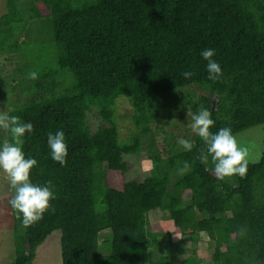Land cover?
<instances>
[{"label":"trees","instance_id":"trees-1","mask_svg":"<svg viewBox=\"0 0 264 264\" xmlns=\"http://www.w3.org/2000/svg\"><path fill=\"white\" fill-rule=\"evenodd\" d=\"M28 5V19L43 21L53 35L54 65L42 54L36 59L26 53L31 41L18 34L29 20L16 0H7L0 54H22L23 63L22 77L11 86L20 95L6 106L8 115L33 125L23 144L26 158L38 161L30 178L39 185L51 181L56 198L28 228L11 209V264H32L55 230L62 232V264H149L160 237L199 240L203 233L214 245L212 264H264V152L258 162H248L243 179L218 180L211 157L201 163L207 148L195 136L192 151L170 144L166 159L155 157L151 176L131 179L133 164L126 156L140 153V136L121 143L114 110L118 98L131 99L135 124L145 134L163 111L172 112L171 102L182 90L196 85L209 95L192 108L210 111L211 132L230 127L236 135L264 124V0H28ZM209 48L223 73L216 81L208 79L200 55ZM38 61L42 66L36 67ZM185 71L192 77L185 79ZM94 108L104 120L96 132L88 122ZM60 130L68 146L64 167L53 162L47 146L48 134ZM185 162L190 170L181 175ZM187 190L191 197L184 199ZM155 209L168 212L173 229L150 222ZM157 263L178 264L177 256L161 255ZM201 263L193 256L180 262Z\"/></svg>","mask_w":264,"mask_h":264},{"label":"rangeland","instance_id":"rangeland-1","mask_svg":"<svg viewBox=\"0 0 264 264\" xmlns=\"http://www.w3.org/2000/svg\"><path fill=\"white\" fill-rule=\"evenodd\" d=\"M23 16L28 19L29 5L28 0H16ZM7 12V0H0V17ZM29 20V19H28ZM43 21H32L24 25V28L18 34L22 41H31L25 48L28 55H36V59L42 54L54 65V38L47 27H43ZM30 35V36H28ZM42 38V40H41ZM25 54V53H24ZM22 54L2 53L0 54V113L8 114V105L6 102L15 104L20 92L11 90L12 84H16V78L20 79L22 75L18 73V68L22 65ZM39 61L36 67H40ZM15 80V81H14ZM7 95L5 91H7ZM190 96H184L187 93ZM209 95L207 91L199 86H190L180 92L177 101L171 102L172 112H164L162 117L151 124V131L145 134L140 132L134 121L135 109L131 99L122 96L117 99L114 106L115 121L119 129V140L121 143L133 142L136 136H140L141 151L136 155L126 156V159L133 164L129 173V178L143 181L154 172L155 157L166 159L169 155L171 145L181 147L178 141L181 138L193 140L196 136L192 133L190 124L191 117L197 114L202 108L194 110L192 105L200 100V96ZM185 99H191L193 103L185 102ZM216 103V98H213ZM10 106V105H9ZM89 127L96 132L104 123L103 118L98 114V109H93L88 113ZM238 144L247 149L248 162H258L264 152V124L257 125L234 135ZM8 142V131L0 129V144ZM171 144V145H170ZM173 146V147H175ZM13 191L9 186L8 177L0 173V264H11L15 258L14 235L12 231V210L8 201L12 198ZM191 197V191L184 192V199ZM168 212L160 209L152 210L149 213V220L152 224H160L167 229H173ZM109 231H103L100 234V240L108 236ZM61 235L60 230H55L42 243L36 252V257L32 264H62L61 255ZM161 247L151 250L149 264H158V257L162 254H168L173 251L177 256V262L180 264L186 258L193 256L201 259V264H212L208 257L213 252V242L207 235H201L199 240L186 237L178 242L176 246H170L167 239L160 240Z\"/></svg>","mask_w":264,"mask_h":264},{"label":"clouds","instance_id":"clouds-1","mask_svg":"<svg viewBox=\"0 0 264 264\" xmlns=\"http://www.w3.org/2000/svg\"><path fill=\"white\" fill-rule=\"evenodd\" d=\"M200 55L207 61L205 67L208 79L219 80L223 73L219 63L213 59L214 50L204 49ZM182 75L185 79H189L193 73L185 71ZM29 78L37 79V73L30 72ZM191 120L192 133L199 137L207 148L206 153L201 151V163L207 164L211 157L213 171L218 180L236 175L243 179L248 169L247 149L238 144L231 128L226 127L215 133L211 132L210 129L215 122L207 109L193 114ZM0 129L7 130L11 136L10 142L0 144V173L8 177L10 189L13 191V196L8 203L22 226L28 228L42 220L44 214L51 210L50 202L56 198L53 185L51 181L45 185H39L33 183L30 178L38 161L31 156L26 158L23 144L26 134L30 135L33 132V125L30 122L20 121L17 116L0 113ZM178 143L184 151H192L194 148V142L188 138H181ZM47 146L53 162L64 167L68 156L65 133L62 130L55 134L49 133ZM188 170L190 165L185 162L179 173L183 175Z\"/></svg>","mask_w":264,"mask_h":264},{"label":"crops","instance_id":"crops-1","mask_svg":"<svg viewBox=\"0 0 264 264\" xmlns=\"http://www.w3.org/2000/svg\"><path fill=\"white\" fill-rule=\"evenodd\" d=\"M168 216V215H167ZM171 229V228H170ZM204 234V233H203ZM203 234H201V235H203ZM186 237H189V236H184V237H178V238H176L175 240H172V239H169V238H165V237H160L159 239H158V245H157V249H159L160 247H161V245H160V240H161V238L162 239H167L168 241H169V244H170V246H176L177 244H178V242H180V241H183ZM170 252H173V251H170ZM169 252V253H170ZM162 255H166V254H162ZM161 256V255H160ZM178 259V258H177Z\"/></svg>","mask_w":264,"mask_h":264},{"label":"water","instance_id":"water-1","mask_svg":"<svg viewBox=\"0 0 264 264\" xmlns=\"http://www.w3.org/2000/svg\"><path fill=\"white\" fill-rule=\"evenodd\" d=\"M213 105H214L213 110H215V101H213Z\"/></svg>","mask_w":264,"mask_h":264}]
</instances>
